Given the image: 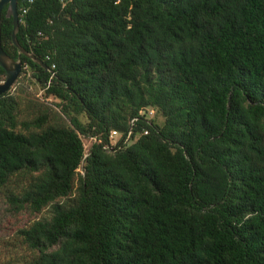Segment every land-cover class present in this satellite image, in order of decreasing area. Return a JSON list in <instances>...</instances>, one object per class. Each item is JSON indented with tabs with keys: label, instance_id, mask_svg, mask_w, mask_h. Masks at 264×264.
I'll use <instances>...</instances> for the list:
<instances>
[{
	"label": "trees",
	"instance_id": "trees-1",
	"mask_svg": "<svg viewBox=\"0 0 264 264\" xmlns=\"http://www.w3.org/2000/svg\"><path fill=\"white\" fill-rule=\"evenodd\" d=\"M5 10L1 46L17 59ZM17 12V41L45 64L21 55V72L60 109L25 113L0 93L9 216L53 209L14 228L27 264H264V0H17Z\"/></svg>",
	"mask_w": 264,
	"mask_h": 264
},
{
	"label": "rangeland",
	"instance_id": "rangeland-1",
	"mask_svg": "<svg viewBox=\"0 0 264 264\" xmlns=\"http://www.w3.org/2000/svg\"><path fill=\"white\" fill-rule=\"evenodd\" d=\"M27 73L18 75L15 82L10 87L9 91L18 96L19 99L27 103L26 112H32V105L38 106L37 103L43 104L44 111L51 117L58 119L56 112L60 114L59 107L56 106L58 99L53 96L45 97L43 89L38 84L32 83L27 79ZM55 111V114L52 112ZM34 111V110H33ZM156 119L161 121L162 118L156 115ZM85 145H89L84 139ZM4 198L0 193V264H27L34 256L33 252L25 245H21L19 239L13 238L14 228L17 224H27L32 219H48L52 213V205H47L39 212L31 214L24 211L16 216H9L8 209L4 203ZM61 202L65 205L70 203V199H62ZM8 224L6 225V223Z\"/></svg>",
	"mask_w": 264,
	"mask_h": 264
},
{
	"label": "water",
	"instance_id": "water-1",
	"mask_svg": "<svg viewBox=\"0 0 264 264\" xmlns=\"http://www.w3.org/2000/svg\"><path fill=\"white\" fill-rule=\"evenodd\" d=\"M6 7L5 16L12 19L11 39L17 48V59L9 56L1 46V11ZM19 27V16L17 12V0H0V67L5 71L4 80L0 81V93L8 91L22 70L21 55L28 57L41 66L45 64L32 53L25 50L17 41L16 33Z\"/></svg>",
	"mask_w": 264,
	"mask_h": 264
},
{
	"label": "built area",
	"instance_id": "built-area-1",
	"mask_svg": "<svg viewBox=\"0 0 264 264\" xmlns=\"http://www.w3.org/2000/svg\"><path fill=\"white\" fill-rule=\"evenodd\" d=\"M144 113H146L145 111H141V114H144ZM152 114H153V110L152 109H148L147 110V114H146V116L147 117H150V116H152ZM135 119H132L131 120V123L134 121ZM130 132L131 131H128L127 132V136H129L130 135ZM119 135V132L118 131H116V130H112L111 132H110V134H109V138L110 139H112L111 141L112 142H114L115 141V139H116V137ZM92 139H94V137H91V138H89V139H86L87 140V142L90 144V142H91V140ZM89 145H85V143H84V147L85 148H87Z\"/></svg>",
	"mask_w": 264,
	"mask_h": 264
}]
</instances>
